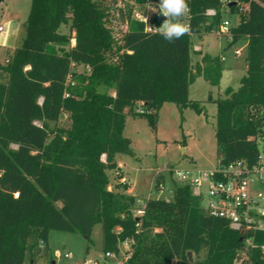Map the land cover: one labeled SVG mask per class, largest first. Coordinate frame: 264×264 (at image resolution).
<instances>
[{
  "label": "trees",
  "instance_id": "obj_1",
  "mask_svg": "<svg viewBox=\"0 0 264 264\" xmlns=\"http://www.w3.org/2000/svg\"><path fill=\"white\" fill-rule=\"evenodd\" d=\"M108 1L32 0L22 45L0 63V264H24L30 237L34 253L53 230L92 241L98 224L104 254L130 242L125 264H264V231L231 229L205 211L190 185L177 184L170 200L150 197L140 205L135 195L119 190L128 183L109 188L108 175L118 168L119 155H133L123 133L127 114L144 115L156 131L166 102L203 112L189 98L190 85L199 76L219 85L223 58L205 55L193 67L191 39L216 31L225 15L234 14L238 23L229 45L247 40V74L237 89L229 87L225 98L215 100L218 169L238 160L259 164L264 0H187L182 20L191 34L173 43L146 31L134 15L135 8L146 15L142 7L159 0H131L126 11L119 8L126 29L118 37ZM163 19L151 22L159 27ZM79 65L87 69L78 72ZM247 237L253 238L248 248Z\"/></svg>",
  "mask_w": 264,
  "mask_h": 264
},
{
  "label": "rangeland",
  "instance_id": "obj_2",
  "mask_svg": "<svg viewBox=\"0 0 264 264\" xmlns=\"http://www.w3.org/2000/svg\"><path fill=\"white\" fill-rule=\"evenodd\" d=\"M32 0H3L0 2V26L4 31L0 33V63H5L8 56L20 47L26 37V21L30 11ZM113 5L115 19L112 22L113 33L120 36L126 25L119 20V8H127L133 5V1L113 0L108 1ZM142 9L150 18L158 14V3L148 1ZM139 8H135L134 15L138 16ZM228 14V13H227ZM232 25L238 23V15H225ZM193 46H199L201 50L192 54V65L196 67L205 55L219 56L223 59V76L219 85H212L203 76L196 78L190 85L189 98L197 101L203 108L202 113L194 109L180 110L173 102L162 105L158 114L157 130L153 131L148 120L141 114H127L124 136L131 139L133 155H121L122 169L119 167L109 170V188L120 183H128L127 189H119L128 193L130 188L135 189L139 196V204L143 205L147 196L170 200L173 190L180 181L174 177L173 169H198L213 172L218 168L219 155L215 137L216 126V99L226 97V88L237 89L240 80L247 74V40L241 39L233 45H229L227 35H217L215 32L204 33L192 37ZM74 44V41H72ZM240 54H236V51ZM78 72H83L84 65L76 66ZM136 108L141 109L138 104ZM67 116L61 118V124L65 123ZM264 142L259 148L264 160ZM160 172L159 174H156ZM159 175V176H158ZM149 179L152 180L150 185ZM132 184V185H131ZM161 184L163 185L161 187ZM151 186V188H150ZM264 192V187L252 185ZM151 189V190H149ZM205 192V188H204ZM34 237L28 239L27 252L24 264H82L84 260L98 264H113L105 259L101 249L102 226L98 224L94 228L92 241H88L79 233H69L58 230L51 231L47 243L41 241L36 246L34 253L31 245ZM68 254L69 258H57L55 251ZM202 253L199 259L204 257Z\"/></svg>",
  "mask_w": 264,
  "mask_h": 264
},
{
  "label": "built area",
  "instance_id": "obj_3",
  "mask_svg": "<svg viewBox=\"0 0 264 264\" xmlns=\"http://www.w3.org/2000/svg\"><path fill=\"white\" fill-rule=\"evenodd\" d=\"M224 5L232 3L235 0H221ZM208 15H215V10H208ZM158 16V15H156ZM138 19L145 23V30L148 32H157L158 26L151 22L147 15L139 14ZM188 23V20L183 21ZM233 25L229 18H225L219 28L214 31L217 35L231 36ZM4 28L0 26V33ZM191 34V31L190 33ZM195 51L201 50L199 46L194 47ZM240 54V51H236ZM224 59V58H223ZM2 71L0 70V75ZM105 160V155L102 156ZM173 175L180 183L191 186L195 196L201 199L205 211L214 217L223 218L228 221L231 229L243 233L249 231H264V192L259 188H252V185L264 187V160L258 165L249 167L245 160H238L221 169L213 172L202 171L198 169H173ZM160 172L157 171L156 174ZM217 173L222 176L217 179ZM159 176V175H158ZM163 185L161 184V187ZM205 188V192H204ZM137 215H142L143 211L138 209ZM253 246V238L245 239V247ZM57 258H69L68 254H62L59 250L55 251ZM132 254L130 242L125 241L120 244L118 252L108 251L104 254L105 259L113 264H125ZM264 255V247H263ZM237 264H242V260H237ZM82 264H98L89 260H84Z\"/></svg>",
  "mask_w": 264,
  "mask_h": 264
},
{
  "label": "clouds",
  "instance_id": "obj_4",
  "mask_svg": "<svg viewBox=\"0 0 264 264\" xmlns=\"http://www.w3.org/2000/svg\"><path fill=\"white\" fill-rule=\"evenodd\" d=\"M188 11L187 0H159L158 14L164 19L158 32L164 40L173 43L190 33V25L182 20Z\"/></svg>",
  "mask_w": 264,
  "mask_h": 264
},
{
  "label": "crops",
  "instance_id": "obj_5",
  "mask_svg": "<svg viewBox=\"0 0 264 264\" xmlns=\"http://www.w3.org/2000/svg\"><path fill=\"white\" fill-rule=\"evenodd\" d=\"M222 76H223V74H222ZM221 79H222V78H221ZM226 89H227V88H226ZM120 156H121V155H119V156L117 157V162H118L119 167L122 169V162L119 161ZM168 167L171 168V166H170L169 164L167 165V168H168ZM149 182H150V185H151L152 180L149 179ZM131 185H132V184H131ZM150 188H151V186H150ZM149 190H151V189H149ZM128 193H129V194H133V195H135V196H139V194H137L136 190H135V189H132V187L130 188V191H129ZM146 198H150V196H147ZM139 200H140V199H139ZM53 264H55V263L53 262Z\"/></svg>",
  "mask_w": 264,
  "mask_h": 264
},
{
  "label": "water",
  "instance_id": "obj_6",
  "mask_svg": "<svg viewBox=\"0 0 264 264\" xmlns=\"http://www.w3.org/2000/svg\"><path fill=\"white\" fill-rule=\"evenodd\" d=\"M1 1H2V0H0V2H1ZM232 4H235V2H232L231 5H232ZM188 256H189V258L192 260V253H191V252L188 253Z\"/></svg>",
  "mask_w": 264,
  "mask_h": 264
}]
</instances>
